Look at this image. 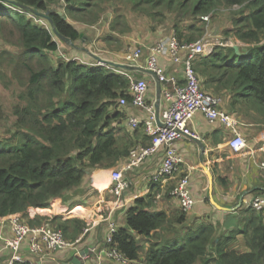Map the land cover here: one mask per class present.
Returning <instances> with one entry per match:
<instances>
[{"label":"trees","instance_id":"1","mask_svg":"<svg viewBox=\"0 0 264 264\" xmlns=\"http://www.w3.org/2000/svg\"><path fill=\"white\" fill-rule=\"evenodd\" d=\"M3 1L48 18L50 28L9 8L0 12V37L24 50L15 71L22 72L26 87L21 95L25 104L14 112L17 131L10 140L15 141L0 140L1 218L20 216L31 226L53 222L65 234L74 221V236L88 226L85 220L54 216L51 207L89 171L118 156L116 137L105 129L112 105L131 96L125 75L76 60H54L60 41L85 39V34L81 37L84 28L106 23L112 34L125 35L133 32L132 26L147 23L152 30H173L181 43L194 42L204 36L207 21L203 17L211 15L215 25L222 23L225 36L236 37L246 47L240 55L232 46H218L211 55L196 60L194 68L203 89L212 94L225 89L234 93L239 103L264 120V0H66L63 7L59 0ZM234 6L241 8L229 18L232 28L226 27L219 12ZM117 40L107 37L105 43L110 47ZM11 51L0 54V65L6 57L15 60ZM70 79L71 99L64 101ZM4 116L0 105V119ZM137 204L141 206L128 211L127 228L114 237L118 250L133 261L140 257V246L128 229L150 239L147 264H264V210L250 208L246 223L226 235L218 236L213 226L201 225L175 243L159 232L168 223L166 213L143 210L144 199ZM181 231H175V236ZM240 234L248 251L231 247Z\"/></svg>","mask_w":264,"mask_h":264},{"label":"crops","instance_id":"2","mask_svg":"<svg viewBox=\"0 0 264 264\" xmlns=\"http://www.w3.org/2000/svg\"><path fill=\"white\" fill-rule=\"evenodd\" d=\"M132 28L133 32L125 35L112 34L110 26L106 23L84 28L82 32L86 35L85 39L82 38L76 43L60 41L61 49L58 53L53 54L54 60L57 62L59 59L65 58L92 66L99 60L116 61L117 55L140 47L143 54L138 63L145 67L153 45L158 41L170 38L174 33L171 29L162 30L163 35L162 31L152 30L147 23L136 24ZM214 29L219 31L216 26ZM207 30L208 26L205 31ZM219 33H215L214 37L219 36ZM107 37L119 40L109 47L105 43ZM121 44H123L122 47H119ZM237 46L241 52L244 51L242 49L245 48V44L239 43ZM182 57L185 59L186 53L183 52ZM158 62L165 69L166 74L177 81L178 85L186 83L182 73L183 62L175 63L169 56H159ZM116 67L120 71H126L135 79H144L148 82L145 99L148 104H154L160 113L155 126L159 125L162 112L170 105L165 91L171 85L163 82L159 84L158 79L151 72L138 68L128 70L119 65ZM199 79L202 84V78ZM129 95L131 100L127 99V104L123 105L118 101L117 104L112 105L110 108L112 112L109 114L110 120L105 129L112 131L116 137L115 149L118 156L97 165L96 169H92L93 171H89L78 185L69 189L65 195L60 196L51 207V214L54 216H60L66 220L76 218L87 221L88 226L79 235H73V225H76L74 221L69 224L70 233H64L70 240L84 235L83 241L78 246L80 254L77 255L73 249H65L38 259L30 251L28 243H25L20 251L22 262L32 264H120L109 259L106 255V251L110 247L108 244L109 224L115 223L118 230L127 228L128 211L130 208L141 206L137 204L139 199L145 200L143 210L150 213H166L169 219L168 223L159 232L171 240H176L175 231L182 230L180 235L184 236L188 230L201 225L213 226L218 236L226 235L235 230L241 222L246 223L248 214H250L251 202L255 197L264 198V169L259 167V164L264 162V120L253 110L248 111L234 98V93L225 89L220 93L217 92L216 95L222 98L221 108L241 120V130L250 146L247 152L235 153L228 146V141L233 135L232 131L219 122H211L203 112L197 111L190 122V127L198 136V140L184 136L177 141L176 150L183 162L174 175H162L152 181V178L160 171L165 156V148H160L154 154L147 156L138 166L124 171L130 185L122 194L121 207L113 210L111 202L116 198L112 193L111 173L124 168L142 148L148 147L152 143V137L143 126L135 128L130 123V118L133 116L140 121H145L149 118V114L133 104V95L131 92ZM185 176H189L188 188L195 201L193 209L189 212H184L179 201L171 195L173 187ZM182 215H184V219L179 220ZM173 222L176 225L175 228L170 226ZM48 224L54 226L53 222ZM128 230L133 236L137 233L131 229ZM171 233L174 234L173 238H171ZM0 235L11 238L14 232L9 224L0 225ZM178 241H181V238ZM137 242L140 246V242ZM231 247L242 251L249 250L243 234L237 236ZM82 252L85 253L81 254ZM11 256L12 251L6 248L0 239V264H6ZM76 256L81 259V263L74 262ZM129 260L130 264H136V261L147 264L145 254H140L137 260Z\"/></svg>","mask_w":264,"mask_h":264},{"label":"built area","instance_id":"3","mask_svg":"<svg viewBox=\"0 0 264 264\" xmlns=\"http://www.w3.org/2000/svg\"><path fill=\"white\" fill-rule=\"evenodd\" d=\"M6 4L7 8L12 9L20 14L26 15L35 24L47 29L50 28L49 21L45 18L38 17L34 13L25 10L15 3H6L0 0V3ZM59 4L63 7L67 4L66 0H59ZM204 20H209V15L203 17ZM218 46H227L226 43L220 42V38H209L202 41L199 39L195 42L181 43L174 34L167 40H162L155 43L152 47L150 57L147 59L146 66L138 63V60L143 54L140 47L128 50L117 55L116 61L108 62L99 60L95 67L104 68L110 72L121 73L130 80L129 92L132 93V102L137 107L144 109L149 118L145 121H140L137 117H131L130 123L133 127L138 128L143 126L146 132L152 137L150 146L142 148V150L132 157L130 162L122 169L114 170L111 173L112 193L115 200L111 202V207H121L122 194L129 188L128 178L124 175V171L132 167L138 166L147 156L154 154L160 148H165V156L160 171L152 178L156 180L159 176H172L182 164L183 159L176 150V143L184 136L197 138L198 136L192 131L190 122L194 118L197 111H201L211 122H219L226 128L232 131V137L228 141V146L235 153H244L250 148L249 143L241 130V120L226 110L221 108L222 98L216 94H212L203 89L200 79L194 68V62L198 57L209 56ZM186 53V58L183 59L182 53ZM159 56H169L175 63H184L182 71L186 80L184 85H178L174 78L169 77L165 69L159 65ZM121 64L133 66L139 70L147 69L151 72L160 83L170 84L171 87L165 91L169 100V107L162 112L160 124L155 126L160 115L154 104L146 102V94L148 91V82L144 79H135L126 71L118 70ZM91 66V65H90ZM121 104H127V99L122 98ZM198 139V138H197ZM259 167L264 169V162L259 164ZM189 176L183 177L177 185L171 190V195L177 199L184 212H189L193 209L195 201L188 188ZM250 207L256 210L264 209V198L255 197ZM10 225L14 235L11 238H5L0 235L4 246L12 251V256L6 264H14L22 262L20 251L23 244L28 243L30 251L42 259L47 257L52 252H58L65 249H73L76 254H80L78 246L83 241L84 235L79 236L74 241L66 238L64 231L60 228L43 224L39 226H31L26 223L20 216H12L10 218H1L0 225ZM86 230V229H85ZM84 230V231H85ZM118 231L115 223L109 224L108 244L109 248L106 255L109 259L120 264H130L129 258L118 250L114 237Z\"/></svg>","mask_w":264,"mask_h":264},{"label":"rangeland","instance_id":"4","mask_svg":"<svg viewBox=\"0 0 264 264\" xmlns=\"http://www.w3.org/2000/svg\"><path fill=\"white\" fill-rule=\"evenodd\" d=\"M234 7L235 8H232V9L223 8L219 12V14H221V20H224L226 22V25H225L226 27L231 26V28H232V24H231L229 18H231L233 16V12H235V10H238L241 8L239 6H234ZM6 8H7L6 4L1 2L0 3V12L7 11ZM126 13H129V15H131V12H129V11H127ZM231 14H232V16H231ZM213 21L214 20L211 19V15H209V20L207 21V25H206V26H208V30L204 32V36L201 38L202 41L208 40L209 38H220V42L226 43L228 47L236 46L239 43L243 44V42H241L239 39H237L234 36H229V37L225 36L221 30L222 29V27H221L222 23L215 25V22H213ZM217 22H219V21H217ZM209 26H210L211 34L209 31ZM215 26H216V28H218L219 31H217V29L216 30L214 29ZM214 30H215V32L213 33ZM215 33H219V36L214 37ZM162 34L164 35L163 31H162ZM173 34L176 36V38L180 42H182L178 38V36H177L178 34H175V33H173ZM244 47H246V46H244ZM6 49L12 50L10 53H13L12 55H14L15 60L11 61V60H9L8 57H6V61L3 62V65H0V105H1L2 112L5 113V116L0 119V140L14 142L15 140H10L13 138L12 136H13L14 132L17 131V128H16L17 117H15L14 112H15V109L18 108L19 105L25 104V101L22 100L21 95L23 94V92L26 89V87L23 84L24 79L22 76V72L19 69H17L16 70L17 72H16L15 71V65H16L17 61L19 60V55H22L24 53V50L21 48H17V47L12 46L10 41H6L2 37H0V54ZM67 86H68L67 90L65 91V93H63L64 101H69L71 99V95H72V91H73L72 79H70L68 81ZM111 112L112 111L110 109V113ZM52 225L56 226V224H52ZM170 226L172 228L176 227L174 222ZM171 234H172L171 238H173L174 234L173 233H171ZM167 235L169 236V233H167ZM182 235L177 236L175 243L180 242V241H178V239L182 238L183 237ZM134 237L137 239V241L140 242V246H141L140 254L146 255L152 246L151 242L149 241L148 238L143 237L137 233H135ZM72 241H74V240H72ZM172 243H174V242H171V244ZM136 264H143V263L141 261H136ZM198 264H201V263H198Z\"/></svg>","mask_w":264,"mask_h":264},{"label":"water","instance_id":"5","mask_svg":"<svg viewBox=\"0 0 264 264\" xmlns=\"http://www.w3.org/2000/svg\"><path fill=\"white\" fill-rule=\"evenodd\" d=\"M59 14L60 15H64V11H62V10H60L59 11ZM48 19V18H47ZM104 21H106V20H104ZM84 36V34L82 33L81 34V37H83ZM64 39V41H69L68 39H65V38H63ZM234 47V49L236 50V52H237V54H240L241 55V51L239 50V47L236 45V46H233ZM121 66L123 67V68H125V69H128V70H135V67H133V66H129V65H125V64H121ZM144 71H146V72H149L147 69H144ZM159 84H161L160 82H159ZM193 138V137H192ZM193 139H195V140H198L197 138H193ZM203 146V145H202ZM85 252H82L81 254H84ZM74 262H76V263H81V259L79 258V257H77L76 256V258L74 259Z\"/></svg>","mask_w":264,"mask_h":264},{"label":"clouds","instance_id":"6","mask_svg":"<svg viewBox=\"0 0 264 264\" xmlns=\"http://www.w3.org/2000/svg\"><path fill=\"white\" fill-rule=\"evenodd\" d=\"M11 3V2H10ZM48 20V19H47ZM49 21V20H48ZM228 47V46H227ZM242 53V52H241ZM87 66H90V65H87ZM92 67V66H91ZM117 74V73H116ZM121 75V74H120ZM252 208V207H251ZM250 209V208H249ZM254 209V208H253Z\"/></svg>","mask_w":264,"mask_h":264}]
</instances>
